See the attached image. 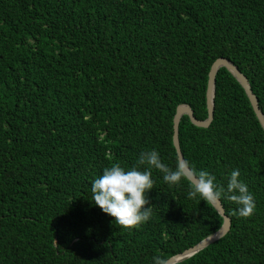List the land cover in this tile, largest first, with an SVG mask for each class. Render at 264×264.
<instances>
[{
  "label": "trees",
  "instance_id": "obj_1",
  "mask_svg": "<svg viewBox=\"0 0 264 264\" xmlns=\"http://www.w3.org/2000/svg\"><path fill=\"white\" fill-rule=\"evenodd\" d=\"M222 56L264 112V0H0V264H153L217 231L223 216L189 198V178L170 185L153 168V214L132 227L91 184L143 150L174 167L177 106L208 116ZM214 101L208 127L181 118L185 160L224 185L239 168L256 209L241 217L221 199L230 231L175 264H264V128L226 67Z\"/></svg>",
  "mask_w": 264,
  "mask_h": 264
},
{
  "label": "clouds",
  "instance_id": "obj_2",
  "mask_svg": "<svg viewBox=\"0 0 264 264\" xmlns=\"http://www.w3.org/2000/svg\"><path fill=\"white\" fill-rule=\"evenodd\" d=\"M141 165L147 167L141 168ZM153 168L161 171L163 179L170 185L197 174V182L188 192L189 198H200L207 204L228 199L238 206L235 212L241 217L251 216L256 209L255 195L240 178L239 168L231 171L224 185L217 182L214 173L206 169L197 170L190 161L178 159L174 167L164 163L155 148L141 151L137 164L130 168L119 163L105 167L91 184L92 201L104 213L114 217L116 224L132 227L147 222L153 214V204L149 199V192L155 184ZM152 260L153 264H167L162 255H155Z\"/></svg>",
  "mask_w": 264,
  "mask_h": 264
},
{
  "label": "water",
  "instance_id": "obj_3",
  "mask_svg": "<svg viewBox=\"0 0 264 264\" xmlns=\"http://www.w3.org/2000/svg\"><path fill=\"white\" fill-rule=\"evenodd\" d=\"M221 67H226L241 83V85L245 88L246 93L251 101L254 111L256 112L257 117L259 118L263 128H264V112L260 107L259 98L256 93L253 91L251 83L247 75L242 72L238 65H236L232 60L227 57H218L211 66L209 71V79H208V88H207V107H208V116L205 119H199L195 113L192 106L188 103H182L177 106L176 113L174 116V135L173 140L175 147L177 149L179 160H185L184 154L181 149L180 144V121L184 114H188L191 121L199 126L208 127L213 119L215 113V93H216V79L218 71ZM191 171V169H189ZM194 183L197 182V175L194 173L193 175L188 177ZM216 209L220 212L223 216V223L220 228L215 231L214 233L210 234L209 236L201 239L196 244L186 248L185 250L170 256L167 259V264H175L179 261L185 260L195 253L199 252L200 250L204 249L211 243L215 242L216 240L225 236L231 228L232 219L226 213L225 207L222 203V200L212 203Z\"/></svg>",
  "mask_w": 264,
  "mask_h": 264
}]
</instances>
